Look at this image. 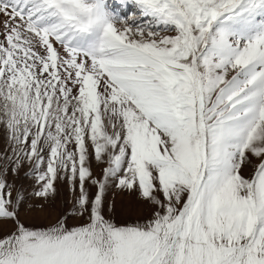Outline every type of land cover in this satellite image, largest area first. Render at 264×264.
<instances>
[{
  "label": "snow or ice",
  "instance_id": "snow-or-ice-1",
  "mask_svg": "<svg viewBox=\"0 0 264 264\" xmlns=\"http://www.w3.org/2000/svg\"><path fill=\"white\" fill-rule=\"evenodd\" d=\"M0 127V264H264V0H0Z\"/></svg>",
  "mask_w": 264,
  "mask_h": 264
},
{
  "label": "rangeland",
  "instance_id": "rangeland-1",
  "mask_svg": "<svg viewBox=\"0 0 264 264\" xmlns=\"http://www.w3.org/2000/svg\"><path fill=\"white\" fill-rule=\"evenodd\" d=\"M5 132L0 127V148H3L5 143ZM104 165L98 164L93 161V171L95 174L100 175ZM28 166L22 170L27 171ZM10 180H14L19 187L23 185L24 189L29 194V198L25 201L24 208L21 211V216L27 222H33L37 224H47L54 221L59 214L70 206L72 200V193L67 184L57 182V193L54 199H50L47 202L41 201L39 198H35L31 195L33 189L36 187L34 180L20 177H10ZM106 201L109 204L114 205V214L118 221L132 220L139 217H145L151 214L150 206L138 199V197L127 191H121L115 186H112L106 193ZM44 204L43 208L39 205ZM72 223L73 221H69Z\"/></svg>",
  "mask_w": 264,
  "mask_h": 264
}]
</instances>
